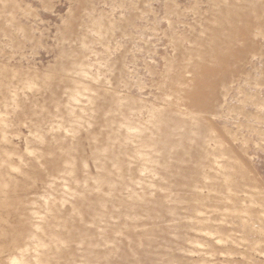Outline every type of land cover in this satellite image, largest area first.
Masks as SVG:
<instances>
[{
	"label": "rangeland",
	"instance_id": "rangeland-1",
	"mask_svg": "<svg viewBox=\"0 0 264 264\" xmlns=\"http://www.w3.org/2000/svg\"><path fill=\"white\" fill-rule=\"evenodd\" d=\"M0 264H264V0H0Z\"/></svg>",
	"mask_w": 264,
	"mask_h": 264
}]
</instances>
